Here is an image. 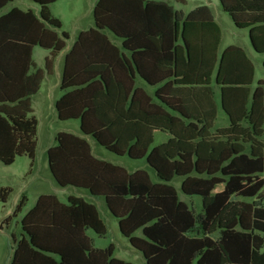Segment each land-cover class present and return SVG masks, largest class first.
Segmentation results:
<instances>
[{
    "label": "trees",
    "instance_id": "1",
    "mask_svg": "<svg viewBox=\"0 0 264 264\" xmlns=\"http://www.w3.org/2000/svg\"><path fill=\"white\" fill-rule=\"evenodd\" d=\"M28 1L39 6L37 16L17 8L0 15V164L25 156L31 170V97L68 36L57 34L61 23L49 11L58 0ZM12 2L0 0V11ZM218 2L235 28L248 31L253 52L264 55V0ZM92 19L94 28L80 32L64 55L57 119L77 120L81 135L115 156L144 159L158 182L95 158L85 139L60 132L46 151L56 185L101 197L145 264H264V204L252 202L264 203V81L254 85L244 50L219 52L222 33L206 6L183 14L163 2L96 0ZM35 47L48 51L44 72L32 61ZM136 78L156 87L152 96ZM214 87L228 126L213 130ZM155 132L169 138L150 148ZM175 177L185 196L200 198L199 214L178 198ZM9 193L0 189L1 203ZM25 201L21 195L3 223ZM20 228L9 264H130L112 256V245L92 246L87 231L103 238L106 227L79 197L62 203L38 196Z\"/></svg>",
    "mask_w": 264,
    "mask_h": 264
},
{
    "label": "rangeland",
    "instance_id": "2",
    "mask_svg": "<svg viewBox=\"0 0 264 264\" xmlns=\"http://www.w3.org/2000/svg\"><path fill=\"white\" fill-rule=\"evenodd\" d=\"M95 1L96 0H59L56 4L49 7L51 15L61 23V28L57 30V34L59 35L60 32L63 31L68 36V39L65 41L64 52L69 49L79 30L93 27L92 7ZM154 1L167 2L166 0ZM184 1L185 3L183 5L174 2H171L170 5L175 9L183 10L184 13H189L198 6H208L222 29L221 48L224 49L229 45L245 48L254 64L256 79H264V70L261 66L264 55H259L252 51L248 38V31L246 29H237L234 27L229 15L222 11L218 0ZM10 7H15L23 11L29 10L33 13H37L39 10L37 4L28 0H13V2L6 7L5 11ZM5 11H2L0 14ZM62 55L63 54L54 59L52 74L48 75L44 72V59L48 57L47 51L39 47H35L33 51L32 61L34 66L36 69H40L44 72V78L39 91L36 95L31 97V115L37 121L35 163L30 170L29 159L22 156L16 158L13 164L9 166L0 164V189H10L7 201L5 203L0 202V223L8 216L12 215L21 195L26 197L21 212L15 217H12L7 223L0 224V264H9L14 247L13 239L19 240L21 237L20 220L25 213L33 207L37 197L40 195H53L62 203H66L69 196H74L94 205L100 219L106 227V235L101 238L92 231H87V236L92 241V246L97 249H106L109 245H112V256L114 258L130 264H145L142 255L134 250L130 246L128 240L119 233L117 221L110 215L101 197H92L87 191L74 187L61 188L56 185L49 172L46 150L55 145L54 136L59 132H64L72 133L73 135H78V137L85 139L90 145L91 153L95 158L122 167L128 173L136 170H143L148 174L152 183L158 182L153 170L148 167L144 159L131 160L126 156H115L96 145L90 137L81 135L77 120L59 121L56 119L52 101L61 94L59 83ZM147 91L148 93L151 92L149 89H147ZM216 100L218 101L217 98ZM217 105L218 116L214 122L213 130L222 126H228L227 117L221 112L219 102ZM153 136L154 141L150 148L166 142L169 138L168 134L160 132L154 133ZM180 183L181 179L178 177H175L171 182V185L177 192L178 198L187 203L196 214H199L201 210L200 198L196 196H185L180 190ZM221 189V187H218L215 191ZM252 202L256 205L264 204L263 201L253 200ZM135 235L139 236L140 232H136Z\"/></svg>",
    "mask_w": 264,
    "mask_h": 264
},
{
    "label": "crops",
    "instance_id": "3",
    "mask_svg": "<svg viewBox=\"0 0 264 264\" xmlns=\"http://www.w3.org/2000/svg\"><path fill=\"white\" fill-rule=\"evenodd\" d=\"M59 1V0H58ZM58 1H56L54 4H56ZM146 1H151V2H163V3H165V4H167L168 6H171L174 10H176V11H180V12H182L183 14H187V13H184L183 12V10H181V9H175L172 5H170V3L171 2H174V3H177V4H180V3H178V2H176L175 0H166L167 2H164V1H154V0H146ZM95 3H96V1L93 3V7H94V5H95ZM54 4H52V5H54ZM51 5V6H52ZM181 5H183V4H181ZM8 6V5H7ZM6 6V7H7ZM50 6V7H51ZM203 6H205V5H203ZM6 7L4 8V9H2L1 11H0V13L2 12V11H5V9H6ZM93 7H92V10H93ZM199 7V6H198ZM206 7H208V6H206ZM12 8H15V7H10L9 9H7L4 13H2V14H0V15H3V14H5V13H7V12H9ZM197 8V7H196ZM209 8V7H208ZM18 9V8H17ZM210 9V8H209ZM194 10V9H193ZM211 10V9H210ZM23 11V10H22ZM49 11H50V8H49ZM32 12V11H31ZM33 13V12H32ZM38 13H39V10L37 11V13H33L35 16H37L38 15ZM50 13H51V11H50ZM212 13V12H211ZM212 16H213V19H214V21H215V23L218 25V27L220 28V30H221V33H222V29H221V27H220V25H219V23L216 21V19H215V17H214V15H213V13H212ZM92 22H93V19H92ZM91 28H94V24H93V27H90V28H87V29H85V30H79L77 33H76V35H75V38H74V40H73V43L75 42V40H76V38H77V35L80 33V32H83V31H86V30H88V29H91ZM57 32V31H56ZM223 34V33H222ZM108 38H109V40L110 41H112L113 43H115V45L116 46H118L119 47V50H120V52H123L122 51V49H120V41H115V40H113V38L111 37V36H108ZM221 41H222V39H221ZM73 43L71 44V46L73 45ZM71 46L69 47V49L71 48ZM230 46V45H229ZM226 48V47H225ZM224 48V49H225ZM242 48V47H241ZM68 49V50H69ZM224 49H222L221 48V43H220V47H219V52L221 53ZM243 50H244V52L246 53V55H247V57L250 59V61H251V57H250V55H249V53H248V51L245 49V48H242ZM64 50H65V48H64ZM64 50H62L57 56H56V58L57 57H59L61 54H63L62 55V64H63V58H64V55L68 52V50L67 51H65L64 52ZM33 51H34V49H33ZM33 51H32V55H33ZM253 51V50H252ZM47 53H48V51H47ZM125 55H126V53H124ZM127 56V55H126ZM55 58V59H56ZM252 62V61H251ZM252 64H253V62H252ZM261 66H262V62H261ZM253 67H254V64H253ZM35 69H36V67H35ZM53 71V70H52ZM61 73H62V66H61ZM256 72H255V67H254V85L256 84V82L257 81H259V80H262V81H264V79H256ZM60 79H61V75H60ZM60 84V83H59ZM135 86L136 87H139V88H141V89H143L146 93H147V95H149V96H152L153 95V93H154V91H155V88L156 87H149V86H147V85H145L144 83H143V81L141 80V79H139V78H136L135 79ZM40 89V88H39ZM147 89H149V90H151V92L150 93H148V91H147ZM39 91V90H38ZM37 94V93H36ZM35 94V95H36ZM63 94V92H61V94L56 98V99H54V101H52V107H53V111H54V113H55V117H56V119H57V116H56V111H55V108H54V104H55V101L57 100V99H59V97L61 96ZM34 96V95H33ZM216 98L218 99V101L216 100ZM214 100H215V103H216V105L218 104V102H219V96H218V89L216 88V87H214ZM217 107H218V105H217ZM219 107H220V105H219ZM220 110H221V108H220ZM222 112V111H221ZM217 116H218V110H217V115H216V119H217ZM215 119V120H216ZM58 120V119H57ZM223 127H226V126H222V127H219V128H223ZM60 133V132H59ZM155 133H157V132H155ZM70 134H72V133H70ZM76 136H78V135H76ZM49 149V148H48ZM47 149V150H48ZM46 150V151H47ZM9 217V216H8ZM7 217V218H8ZM1 225L3 224V221L0 223ZM1 225H0V228H1ZM13 252V251H12Z\"/></svg>",
    "mask_w": 264,
    "mask_h": 264
}]
</instances>
